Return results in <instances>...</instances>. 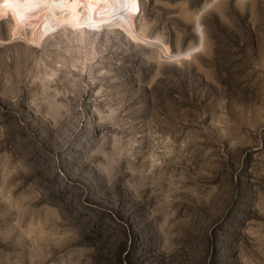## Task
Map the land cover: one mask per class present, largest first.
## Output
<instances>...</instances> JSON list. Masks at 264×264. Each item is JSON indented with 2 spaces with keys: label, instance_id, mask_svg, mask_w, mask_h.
Returning a JSON list of instances; mask_svg holds the SVG:
<instances>
[{
  "label": "rangeland",
  "instance_id": "1",
  "mask_svg": "<svg viewBox=\"0 0 264 264\" xmlns=\"http://www.w3.org/2000/svg\"><path fill=\"white\" fill-rule=\"evenodd\" d=\"M212 1L140 0L136 20L187 48ZM247 1L213 4L205 51L160 68L108 26L11 39L0 0V264H264V0Z\"/></svg>",
  "mask_w": 264,
  "mask_h": 264
},
{
  "label": "bare ground",
  "instance_id": "2",
  "mask_svg": "<svg viewBox=\"0 0 264 264\" xmlns=\"http://www.w3.org/2000/svg\"><path fill=\"white\" fill-rule=\"evenodd\" d=\"M220 1L221 0H213L212 3L205 5L200 12L194 14V31L197 37V43H194L187 48H173L171 44L168 43V41H166L159 32L151 31V26L154 25L144 15L141 24L137 23L136 14H129L128 19L131 20V27H129L127 23H124L122 21L112 20L108 24L107 31L104 30L105 26H101V28L98 30V33L103 34V32L106 31L108 35H115L117 31L122 30L127 35L130 43L134 42L137 45L143 44L149 48L153 47L155 49V57H157L156 61L158 62L157 63L155 61L156 65H158L160 68L165 66L166 62L180 66L182 62H190L191 60L196 58L197 55H200L205 51L204 49L207 45V39L205 37L204 29L202 27L200 19H202V14L205 15L206 13L204 12H207L206 10H209L208 8L216 3L218 5V2ZM238 1L243 3L247 0ZM7 7L10 12H12L13 17L14 15L22 17L20 19L14 18V22L10 28V38L14 40H16L15 38H23L27 40L31 47H41L49 37L55 36L57 32H70L77 38H79V36L83 38V36L89 34V29L86 27L73 30L69 27L61 26L64 24L66 19H70V10H65V12L62 14L59 9H52L51 7H45L44 5L13 6L7 4ZM83 7L86 8L87 6L84 5ZM94 7L105 13L103 17L104 20L107 21L109 19L107 15V7L104 4L94 5ZM100 19V15L94 13L95 22L99 23ZM46 24L49 25L47 30L48 34H45L44 26ZM51 25H56V30L60 27L61 29L53 31ZM24 32H26V36L24 35ZM32 41H35V43H32ZM81 42L85 44L84 39H82ZM196 49L200 50L196 51ZM151 55H153V53ZM147 61L150 62L151 60L147 59Z\"/></svg>",
  "mask_w": 264,
  "mask_h": 264
},
{
  "label": "snow or ice",
  "instance_id": "3",
  "mask_svg": "<svg viewBox=\"0 0 264 264\" xmlns=\"http://www.w3.org/2000/svg\"><path fill=\"white\" fill-rule=\"evenodd\" d=\"M5 4L18 5H44L52 9H59L63 14L65 10H70V19H66L62 27H69L73 30L86 27L93 31H98L101 26H108L110 21L119 20L127 23L131 27V20L128 19L129 14H138L140 12V0H3ZM104 4L107 7V15L109 19H103L104 12L95 8L94 5ZM86 5L87 7H83ZM94 13L100 15V22L94 20ZM3 16L0 11V17ZM15 19L22 17L15 16ZM54 18V17H51ZM49 25H45V34H48ZM52 30H56V25H51ZM134 38V37H133ZM3 43V42H0ZM35 43V41H32ZM200 49H196L199 51Z\"/></svg>",
  "mask_w": 264,
  "mask_h": 264
}]
</instances>
